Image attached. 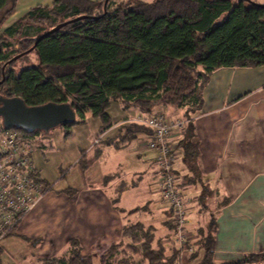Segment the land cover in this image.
I'll use <instances>...</instances> for the list:
<instances>
[{"label": "trees", "instance_id": "16d2710c", "mask_svg": "<svg viewBox=\"0 0 264 264\" xmlns=\"http://www.w3.org/2000/svg\"><path fill=\"white\" fill-rule=\"evenodd\" d=\"M15 1L0 0V95L20 97L27 105L69 103L76 119L64 125V132L87 114L100 121L102 132L113 123L109 110L116 101L143 114L156 105H171L184 109L187 124L178 146L189 163L198 154L189 119L201 106V90L212 71L264 65V0H108L105 7L104 0H53L33 6L4 27ZM82 15L87 17L77 18ZM33 46L20 57L34 53L37 62L28 61L15 71L14 62L21 58H12ZM19 130L26 137L43 132ZM79 161L85 168L83 156ZM32 176L47 192L48 185L35 170ZM168 222L173 230L172 214ZM213 231L212 220L210 231L200 239L204 256L197 264H213ZM121 236L140 247L128 244L129 255L117 250L121 240L112 243L99 255L98 264H181V252L190 247L187 242L184 247L155 245L152 227L140 221L125 224ZM261 261L264 252L230 264ZM41 262L95 264L94 255L82 253L77 238H70L61 254Z\"/></svg>", "mask_w": 264, "mask_h": 264}, {"label": "crops", "instance_id": "0c3cea01", "mask_svg": "<svg viewBox=\"0 0 264 264\" xmlns=\"http://www.w3.org/2000/svg\"><path fill=\"white\" fill-rule=\"evenodd\" d=\"M52 2L16 0L3 26L33 6ZM201 100L189 119L192 140L198 145L195 160L187 163L178 146L185 128L173 129L168 138L175 153L173 170L186 200L184 231L192 249L183 250L180 259L189 262L185 264L202 259L200 239L213 220L212 263L230 264L264 252V65L213 70ZM151 111L173 119L185 117L183 108L171 105H156ZM109 112L111 126L100 132L101 123L95 119L85 130L87 143L92 138V145H84L85 168L80 157L72 172L61 171L53 183L41 178L48 191L22 217L16 234L4 238L0 264H42L44 257L61 254L70 238L80 241L82 252L85 245L107 248L120 238L125 224L137 221L152 227L155 245L178 246L168 222L170 208L160 193L158 150L148 147L151 131L136 121L143 113L119 101ZM136 191L142 196L138 201ZM192 252L195 255L189 257ZM88 253L98 255L93 250L84 254Z\"/></svg>", "mask_w": 264, "mask_h": 264}, {"label": "built area", "instance_id": "2783aa9c", "mask_svg": "<svg viewBox=\"0 0 264 264\" xmlns=\"http://www.w3.org/2000/svg\"><path fill=\"white\" fill-rule=\"evenodd\" d=\"M136 121L151 131L148 147L158 150L156 163L160 175V193L171 209L173 232L178 247L186 246L184 231L187 207L181 198L174 169L175 153L169 135L175 128L183 129L185 119L168 118L162 112L141 114ZM33 144L19 129L0 126V248L8 234L15 230L42 195V188L33 180L31 160ZM185 251H192L188 247Z\"/></svg>", "mask_w": 264, "mask_h": 264}, {"label": "rangeland", "instance_id": "374dc122", "mask_svg": "<svg viewBox=\"0 0 264 264\" xmlns=\"http://www.w3.org/2000/svg\"><path fill=\"white\" fill-rule=\"evenodd\" d=\"M115 1L116 2H120V1L125 2L127 0H115ZM4 24H6V21L4 22ZM14 42L15 41L13 40V43ZM13 47L18 48V50H20V48H21L19 43H16V42L14 43ZM21 52L22 51H20V53ZM28 61H32V62L36 61V56L34 55V53H31V54L28 53V55L23 56L21 59L14 62L15 71H18L19 68ZM94 120L95 119H92V118H87V120L82 121V122L77 120L76 123L72 124L69 127V129L66 131V133L62 132V131L66 130L64 128V126H57V127L50 129L48 132L34 133V134H31L30 136H28L27 139L29 140V142L31 144H33V150L31 153V160H33L34 167H36L35 168L36 169V176L38 178H43V179H46V180L53 183L56 179L60 178L61 171H62V174L64 172L65 173L66 172H72V170H73L72 165L74 163V160L76 158L82 157L83 154L86 153V152H83V150L85 148H88L86 146L91 144V142H92V138H91L89 140V142L87 143L85 130L88 129L89 127L93 126ZM62 133H64V134H62ZM84 145H86V146H84ZM80 163H81V161H80ZM75 168H77V167H75ZM38 185L41 186V184H38ZM136 192L137 193L134 196H136L135 198L138 201V199L142 198V196L140 195V193L138 191H136ZM179 194H180L181 198L184 199V197L181 194V191L179 192ZM129 198L131 199L132 196ZM184 201L186 203L185 199H184ZM47 220H48V218H46L45 221H47ZM14 234H16L15 231L13 232L12 235H14ZM119 241L121 243L116 245L117 250L118 251L124 250V251H126V253L128 252L127 254H129V255L131 253H130V249H127L128 244H134L135 246L140 247L139 242H137V243L133 242L132 243V240L129 239L128 237H125V236H120V238L117 239L116 242H119ZM116 242L114 241L112 243L114 244ZM84 243H85V241H83V244ZM80 245H81V243H80ZM67 246H68V244H67ZM108 247L107 248H105V247L104 248H102V247H90V248H88L87 245H85V247H83L84 252H82V253L83 254L87 253L89 250H93V252H96V254H98V255H94V262H95V264H98L99 263L98 262L99 254H102L103 252L108 250ZM0 249L2 250V248H0ZM117 255L119 257L122 256L121 253H119ZM140 258H141L140 255H137V254L134 255V259L136 261L140 260ZM182 261L184 264L189 263V262H186L185 259L181 260V262ZM145 264H147V263L145 262ZM178 264H180V263H178Z\"/></svg>", "mask_w": 264, "mask_h": 264}, {"label": "water", "instance_id": "95a60500", "mask_svg": "<svg viewBox=\"0 0 264 264\" xmlns=\"http://www.w3.org/2000/svg\"><path fill=\"white\" fill-rule=\"evenodd\" d=\"M107 1H103L104 7ZM84 17L87 16L82 15L77 18ZM70 21L60 23L41 34L36 38V42L44 35L59 29L62 25ZM33 48L34 46L14 56L12 60H16L22 54L31 51ZM0 119L5 128L22 129L27 133H33L34 131L48 132L54 127L71 124L76 119V112L67 102H46L40 105H27L20 97L2 95L0 96Z\"/></svg>", "mask_w": 264, "mask_h": 264}, {"label": "flooded vegetation", "instance_id": "af4514ba", "mask_svg": "<svg viewBox=\"0 0 264 264\" xmlns=\"http://www.w3.org/2000/svg\"><path fill=\"white\" fill-rule=\"evenodd\" d=\"M0 96H2V95H0ZM0 122H1V119H0Z\"/></svg>", "mask_w": 264, "mask_h": 264}]
</instances>
